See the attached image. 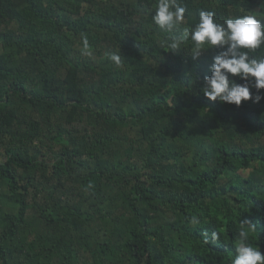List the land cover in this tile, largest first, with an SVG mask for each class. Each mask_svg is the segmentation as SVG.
I'll list each match as a JSON object with an SVG mask.
<instances>
[{"label": "trees", "instance_id": "16d2710c", "mask_svg": "<svg viewBox=\"0 0 264 264\" xmlns=\"http://www.w3.org/2000/svg\"><path fill=\"white\" fill-rule=\"evenodd\" d=\"M156 2L0 0V264H231L244 219L264 254V99L204 97L216 51H169ZM183 3L181 29L264 22V0Z\"/></svg>", "mask_w": 264, "mask_h": 264}, {"label": "clouds", "instance_id": "9594fccd", "mask_svg": "<svg viewBox=\"0 0 264 264\" xmlns=\"http://www.w3.org/2000/svg\"><path fill=\"white\" fill-rule=\"evenodd\" d=\"M186 11L183 0H157L152 22L171 34L168 44L171 52H179L181 46L189 41L193 60L198 59L204 51H216L209 67L210 75L204 76L200 88L203 96L209 101L235 105L237 108L242 101L259 103L264 99V94L260 93L264 89V56L249 55L264 45V22L255 15H242L220 23L216 20L215 12L202 9L198 13V22L192 28L181 29ZM82 39L87 50V38ZM104 55L117 67L122 64L120 50L106 51ZM233 77L243 83H237ZM253 88L255 94L251 91ZM241 225L231 264H264V254L251 239L252 234L256 233L255 225L247 219L242 220ZM204 239L205 243H214L219 235L215 231L210 237L205 233Z\"/></svg>", "mask_w": 264, "mask_h": 264}]
</instances>
